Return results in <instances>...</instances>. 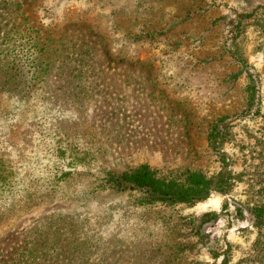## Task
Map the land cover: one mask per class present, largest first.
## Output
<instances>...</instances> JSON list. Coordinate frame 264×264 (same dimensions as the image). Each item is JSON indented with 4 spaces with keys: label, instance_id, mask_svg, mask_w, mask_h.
<instances>
[{
    "label": "rangeland",
    "instance_id": "1",
    "mask_svg": "<svg viewBox=\"0 0 264 264\" xmlns=\"http://www.w3.org/2000/svg\"><path fill=\"white\" fill-rule=\"evenodd\" d=\"M3 6L11 57L28 36ZM24 15L48 68L0 70V264H264V224L236 213L264 206V0H35ZM141 165L223 169L233 188L145 205L108 182Z\"/></svg>",
    "mask_w": 264,
    "mask_h": 264
},
{
    "label": "trees",
    "instance_id": "2",
    "mask_svg": "<svg viewBox=\"0 0 264 264\" xmlns=\"http://www.w3.org/2000/svg\"><path fill=\"white\" fill-rule=\"evenodd\" d=\"M3 1V13L1 17L4 21L13 22L16 21V32L19 40L25 36H28L26 43L24 44V50H12L11 57H9V47L4 46L0 49V70L8 67L9 64H15L18 60L27 61V64L33 69L34 73L38 76L40 73H46L48 63H45L41 59L43 57L42 41L39 42L34 35L37 31L29 26L27 18L24 15V11L31 6L35 0H0ZM48 6L42 7L44 14H49ZM22 17L20 20L19 18ZM23 23V24H22ZM22 44V45H23ZM7 52V53H6ZM41 56V57H40ZM9 72V70H8ZM6 72L7 75L10 73ZM33 74V73H32ZM224 129L215 126L210 130L209 138L215 141L216 139H224ZM108 182L116 191L135 190L140 193L141 204H161V205H177L185 204L193 206L198 203L205 202L213 192H218L222 195H227L232 190V176L229 171H219L213 176H206L199 171H185L179 177L165 178L157 176L156 172L150 169L146 165L138 166L132 170H128L122 173H110L108 175ZM227 208V205H224ZM239 216L245 212L252 220L251 225L257 228L260 232V228L264 224V206H237ZM213 216V218H215ZM223 260L221 264H225Z\"/></svg>",
    "mask_w": 264,
    "mask_h": 264
}]
</instances>
